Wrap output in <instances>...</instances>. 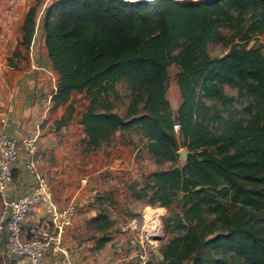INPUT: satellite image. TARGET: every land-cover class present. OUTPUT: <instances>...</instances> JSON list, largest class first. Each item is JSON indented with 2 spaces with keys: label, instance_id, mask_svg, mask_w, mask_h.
Segmentation results:
<instances>
[{
  "label": "trees",
  "instance_id": "1",
  "mask_svg": "<svg viewBox=\"0 0 264 264\" xmlns=\"http://www.w3.org/2000/svg\"><path fill=\"white\" fill-rule=\"evenodd\" d=\"M37 18L31 5L26 47ZM40 28L58 75L52 108L66 106L55 126L72 120L73 93L87 101L82 154L132 129L156 165H177L180 149L188 152L182 166L126 187L171 215L162 220L172 234L163 260L143 264H264V47H248L264 34V0H60L44 9ZM212 43L224 47L220 56L209 53ZM172 65L181 98L175 115L166 97ZM99 212L90 223L102 248L116 222Z\"/></svg>",
  "mask_w": 264,
  "mask_h": 264
},
{
  "label": "crops",
  "instance_id": "2",
  "mask_svg": "<svg viewBox=\"0 0 264 264\" xmlns=\"http://www.w3.org/2000/svg\"><path fill=\"white\" fill-rule=\"evenodd\" d=\"M31 4V0H0V133L4 132L18 139L37 138L33 159L37 170L47 179L52 191L51 198L42 196L26 217L23 223L24 235L31 237V232L35 230L40 236L49 239L50 247L43 258V264H143L147 257L135 248L136 239L130 237L134 229L130 226L131 221L117 223L116 217L124 213L119 209L118 213L111 212L118 204L117 197L108 196L102 200L103 206L107 207V216L116 222L108 233L110 240L102 248H97L93 239L79 237L83 219L91 220L100 210L82 207L83 203L93 202V191L91 192L92 186H83L84 180L80 185L76 175L78 146L74 148L73 145V142H77L71 131L73 121L60 128L55 126L65 115L66 106L52 108V96L57 89L58 75L53 71L48 58L43 31L38 28L40 15L30 46L26 47L22 43L24 20ZM261 46L264 47V34L248 42L249 48L256 49ZM180 103L179 95L178 105L173 110L174 115ZM79 126L83 129L81 124ZM105 147L106 145L95 153H100ZM121 147L127 149L125 145ZM19 149L20 155L13 166V177L5 191L10 198L39 191L37 184L26 171V164L31 156L26 148L20 146ZM80 153L82 154V149ZM98 159L100 162L94 167V176L108 168L114 169L111 164L102 163L103 154ZM90 183L98 186L94 179ZM128 198L134 200L129 195ZM70 204L76 208L73 225L57 233L50 222L52 208L65 209ZM148 209L153 207L144 204L142 212ZM4 241L5 236L0 237V264H22L21 259L5 253ZM138 254H144L146 258L134 260Z\"/></svg>",
  "mask_w": 264,
  "mask_h": 264
},
{
  "label": "rangeland",
  "instance_id": "3",
  "mask_svg": "<svg viewBox=\"0 0 264 264\" xmlns=\"http://www.w3.org/2000/svg\"><path fill=\"white\" fill-rule=\"evenodd\" d=\"M31 5H37L38 15L42 18L44 9L51 3L60 0H31ZM180 2H186V0H175ZM191 2H196L199 0H187ZM41 19H39L40 21ZM41 25V21H40ZM40 29V27H38ZM226 34V31H224ZM224 47L221 43H212L208 47V51L212 56H220L224 52ZM169 78L166 89V97L171 106L172 112L178 105V88L175 81V74L177 72V67L172 65L168 69ZM117 92L120 96H123L127 93L123 85L117 87ZM226 93L229 95H235V90L226 88ZM111 99H113L111 97ZM86 99L83 95H73L71 98V103L75 108V113L73 115V124L72 129L73 137L77 138V142L74 143V148H77V161L75 163L76 175L79 178V183L82 185V180L85 182L83 186H92L91 192L93 191V202L91 204L83 203V208H93L94 211L104 210L107 212V207L103 206L102 200L108 198V196L117 197L118 204L115 208L111 210L117 211V209L122 210L124 214H121L119 217H116L115 221L129 223L130 226H133L131 238H135V248L141 250L146 257L147 261L152 257L155 259L156 252L160 253V249L165 245L168 238L172 235L171 229H164L162 220L166 217H169V213L165 209L153 208L148 209L146 212H142L144 203L140 200H131L128 198V192L126 187L133 182L144 183L145 178L155 172L167 170L172 167L182 166L185 163L186 159L179 158L178 164H173L166 162L162 165H156L152 157L147 153L144 147V140L141 139L138 132L135 129L129 131H119L117 132L113 139L106 144V147L99 153L94 154H81V149L83 148L81 140L84 136L83 129L79 126V114L86 106ZM123 100H116L115 106L116 110L119 113H123L125 106ZM126 103V101H125ZM114 146H113V144ZM121 145L127 146V149L124 150ZM120 146V147H119ZM133 146V147H129ZM117 147V148H116ZM181 151H184L186 154L188 152L186 149L181 148ZM102 163L111 164L114 166V169L108 168L100 174L94 176L93 171L94 167L100 162L98 156H102ZM121 158V160H120ZM115 161H117L115 163ZM120 164L122 167L120 168ZM125 165V166H124ZM92 179L98 183V186H93L90 181ZM101 200V201H100ZM87 202V201H86ZM177 208L174 209L176 211ZM95 213V212H94ZM118 213V211H117ZM96 214V213H95ZM94 218V217H93ZM82 221V219H81ZM83 219L81 222V233L79 237L86 238L88 240L93 239L95 244L97 239L101 236V233H97L94 230V225L90 223V220L87 221ZM92 244V243H91ZM143 254V255H144ZM139 254L134 259L139 261ZM97 259V254H96ZM145 261V263L147 262Z\"/></svg>",
  "mask_w": 264,
  "mask_h": 264
},
{
  "label": "built area",
  "instance_id": "4",
  "mask_svg": "<svg viewBox=\"0 0 264 264\" xmlns=\"http://www.w3.org/2000/svg\"><path fill=\"white\" fill-rule=\"evenodd\" d=\"M179 125H174L178 132ZM37 138H14L8 134L0 133V237L5 236V253L21 259L22 264H43V258L50 247L46 239L33 230L31 237H26L23 232V223L42 196L51 198L52 191L47 179L37 170L34 155L36 153ZM20 146L26 148L31 159L26 164V171L33 178L39 191L32 194H23L15 198L5 194L8 184L13 177V166L20 155ZM76 208L70 204L65 209L52 208L50 219L52 227L57 233L63 232L73 225ZM142 254L139 260L145 259Z\"/></svg>",
  "mask_w": 264,
  "mask_h": 264
},
{
  "label": "water",
  "instance_id": "5",
  "mask_svg": "<svg viewBox=\"0 0 264 264\" xmlns=\"http://www.w3.org/2000/svg\"><path fill=\"white\" fill-rule=\"evenodd\" d=\"M180 158H181V159H186V158H187V154H186L184 151H181V152H180ZM156 257H157L159 260H163V256H162L159 252H156Z\"/></svg>",
  "mask_w": 264,
  "mask_h": 264
}]
</instances>
